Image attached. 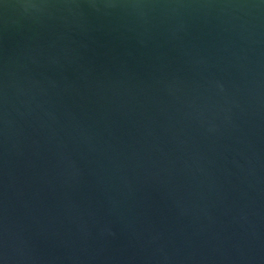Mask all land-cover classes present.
<instances>
[{
  "label": "water",
  "instance_id": "1",
  "mask_svg": "<svg viewBox=\"0 0 264 264\" xmlns=\"http://www.w3.org/2000/svg\"><path fill=\"white\" fill-rule=\"evenodd\" d=\"M0 264H264V0H0Z\"/></svg>",
  "mask_w": 264,
  "mask_h": 264
}]
</instances>
